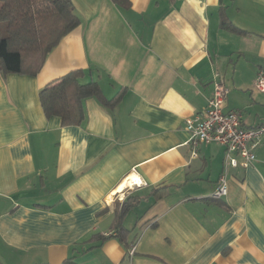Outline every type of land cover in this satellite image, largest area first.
Listing matches in <instances>:
<instances>
[{"label":"crops","instance_id":"crops-1","mask_svg":"<svg viewBox=\"0 0 264 264\" xmlns=\"http://www.w3.org/2000/svg\"><path fill=\"white\" fill-rule=\"evenodd\" d=\"M71 1L79 25L39 72H0V264H264V135L216 199L224 147L198 143L193 156L184 128L216 83L225 110L264 123V0ZM75 69L121 96L85 98L83 121L63 126L39 92ZM129 197L123 242L112 222Z\"/></svg>","mask_w":264,"mask_h":264},{"label":"trees","instance_id":"trees-1","mask_svg":"<svg viewBox=\"0 0 264 264\" xmlns=\"http://www.w3.org/2000/svg\"><path fill=\"white\" fill-rule=\"evenodd\" d=\"M121 8H128L130 0H110ZM79 25V18L71 0H0V72L36 75L48 53L61 38ZM221 26L239 31L225 18ZM83 71L71 70L47 83L39 92L46 117L57 116L63 126L80 124L84 119L82 102L96 97L104 105H114L121 94L108 101L96 80L82 82ZM139 198L129 197L116 201L112 228L119 240L125 242L128 231L123 226L126 214L139 203ZM105 239L104 235L94 238ZM61 264H77L73 257Z\"/></svg>","mask_w":264,"mask_h":264},{"label":"built area","instance_id":"built-area-1","mask_svg":"<svg viewBox=\"0 0 264 264\" xmlns=\"http://www.w3.org/2000/svg\"><path fill=\"white\" fill-rule=\"evenodd\" d=\"M254 88L264 93V69H259L254 81ZM226 89L215 84L212 95L208 98L204 111L185 120L184 128L190 134L192 155L196 156L198 143H217L224 147L223 172L217 187L212 193L216 199L227 194V167L247 168L255 161V148L264 135V123L255 127H246L242 123L239 109L225 110Z\"/></svg>","mask_w":264,"mask_h":264},{"label":"bare ground","instance_id":"bare-ground-1","mask_svg":"<svg viewBox=\"0 0 264 264\" xmlns=\"http://www.w3.org/2000/svg\"><path fill=\"white\" fill-rule=\"evenodd\" d=\"M128 180L138 181V177L136 175H131L129 178L124 180L121 185L117 187V189L112 193V195H114V193L116 192H121L126 187Z\"/></svg>","mask_w":264,"mask_h":264},{"label":"rangeland","instance_id":"rangeland-1","mask_svg":"<svg viewBox=\"0 0 264 264\" xmlns=\"http://www.w3.org/2000/svg\"><path fill=\"white\" fill-rule=\"evenodd\" d=\"M82 81V80H81ZM82 82H85V81H82Z\"/></svg>","mask_w":264,"mask_h":264}]
</instances>
